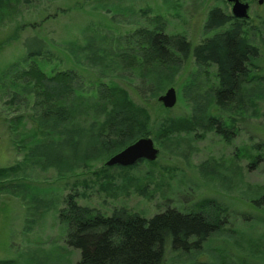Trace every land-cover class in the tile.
Returning a JSON list of instances; mask_svg holds the SVG:
<instances>
[{
  "label": "rangeland",
  "instance_id": "374dc122",
  "mask_svg": "<svg viewBox=\"0 0 264 264\" xmlns=\"http://www.w3.org/2000/svg\"><path fill=\"white\" fill-rule=\"evenodd\" d=\"M246 2V33L259 50L254 60L260 67L257 72L264 74V47L260 41L264 38V0ZM12 5L9 16L0 18V73L8 64L20 63L27 48H37L25 42L36 36L45 42L43 52L34 57L43 71L73 69L84 83L111 82L123 88L131 101L145 106L152 119L188 115L193 109L190 97L199 95L202 105V97L208 93L205 91L215 87L213 67L201 71L190 54L154 96L139 91V74L134 70L98 71L102 66L90 59L95 51L99 55L100 50H111L119 35L144 24L146 17L139 12L141 9H147L148 16L161 15L166 33L182 35L192 47L220 30L203 28L208 9L218 5L230 12V2L19 0ZM88 40L96 46L92 47L93 53L89 52ZM189 81L196 86L187 94L185 84ZM169 86L174 88L176 100L172 107L164 108L156 97ZM12 92L9 79L0 80V167L24 169L2 184H22L27 194L0 191V264H73L78 259L79 250L64 241L66 224L59 217L67 194H73L77 204L93 213L110 215L124 209L144 218L165 207L188 211L199 200L212 199L225 216L221 231L197 247L174 249L167 241L160 264H264V204H253L264 195V83L253 110L249 107L238 112L235 106L223 109L210 102L209 112L227 130L230 127L234 131L227 141L211 130L202 133L198 128L193 134H174L165 144L149 135L157 149L153 164L139 158L122 166L126 168L104 165L111 154L64 175L52 167L30 164L24 158L23 135L18 131H28L34 125L29 116L32 96L15 107L5 104ZM17 116L20 120L15 124ZM80 119L81 123L90 121L88 116Z\"/></svg>",
  "mask_w": 264,
  "mask_h": 264
},
{
  "label": "trees",
  "instance_id": "16d2710c",
  "mask_svg": "<svg viewBox=\"0 0 264 264\" xmlns=\"http://www.w3.org/2000/svg\"><path fill=\"white\" fill-rule=\"evenodd\" d=\"M18 1L0 0V18L9 16L12 4ZM139 12L145 13V23L119 35L111 50H100L101 54L97 55L98 51L92 49L96 47L94 41L88 40L89 52L95 51L90 61L102 66L98 71L134 70L139 74V91L154 96L162 90L163 82L170 78L169 74L180 61L190 54L201 71L209 66L214 69L215 87L205 91L208 93L202 97L204 103L199 104V95L193 94L190 97L193 109L188 115L152 119L145 106L131 101L123 88L111 82L84 83L73 69L43 71L34 57L43 52L45 42L36 36L29 37L25 42L37 48L25 50L21 65L19 62L8 64L0 73V80L9 79L13 88L5 104L19 107L28 95L32 96L29 116L34 125L28 131L24 128L18 131L23 135L24 158L30 164L52 167L57 174L64 175L73 168L88 166L90 161L106 158L139 137L152 135L154 141L165 144L169 143L170 136L193 134L196 128L202 133L211 130L222 134L227 141L221 127L213 126L212 119L216 115L209 112L210 102L223 109L235 106L238 112L249 107L253 110L264 74L257 72L260 67L254 60L259 50L246 33L247 18H236L225 8L212 6L203 28L220 30L191 47L182 35L166 33L161 15L148 16L147 9ZM260 41L264 47V38ZM193 85L196 86L191 81L185 84L187 94ZM15 89L25 96H20ZM82 115L88 116L90 121L81 123ZM19 120L17 116L13 123ZM17 167H0V191L27 194L22 184H2L24 169ZM63 201L59 217L66 224L64 241L79 250L73 264H160L167 241L174 249L200 246L221 231L220 223L225 218L214 200L208 198L199 200L188 211L165 207L148 218L124 209L110 215L93 213L90 208L77 204L73 194H67ZM254 203L257 207L264 204V195L258 196Z\"/></svg>",
  "mask_w": 264,
  "mask_h": 264
},
{
  "label": "water",
  "instance_id": "95a60500",
  "mask_svg": "<svg viewBox=\"0 0 264 264\" xmlns=\"http://www.w3.org/2000/svg\"><path fill=\"white\" fill-rule=\"evenodd\" d=\"M226 2H230V14L232 16L240 19L248 18V3L246 1L226 0ZM156 100L160 102L164 108L172 107L176 100L174 88L172 86L167 87L163 93L156 97ZM156 153L157 149L153 146L150 137H139L118 152L109 156L105 160L104 165L128 166L139 158H145L151 161L155 158Z\"/></svg>",
  "mask_w": 264,
  "mask_h": 264
},
{
  "label": "flooded vegetation",
  "instance_id": "af4514ba",
  "mask_svg": "<svg viewBox=\"0 0 264 264\" xmlns=\"http://www.w3.org/2000/svg\"><path fill=\"white\" fill-rule=\"evenodd\" d=\"M241 1H246V0H241ZM213 121V126L216 128V127H218L219 129H220V127H221V131H223L224 132V135L225 136H227V138H230L231 136H232V134H233V130L230 128V127H228V130L226 129L227 127H225V126H222V122H220V120L219 119H217V118H213L212 119ZM217 135V134H216ZM222 135V134H221ZM221 135H219V137H222ZM112 166H115V165H112Z\"/></svg>",
  "mask_w": 264,
  "mask_h": 264
},
{
  "label": "bare ground",
  "instance_id": "6f19581e",
  "mask_svg": "<svg viewBox=\"0 0 264 264\" xmlns=\"http://www.w3.org/2000/svg\"><path fill=\"white\" fill-rule=\"evenodd\" d=\"M144 160V159H143Z\"/></svg>",
  "mask_w": 264,
  "mask_h": 264
}]
</instances>
